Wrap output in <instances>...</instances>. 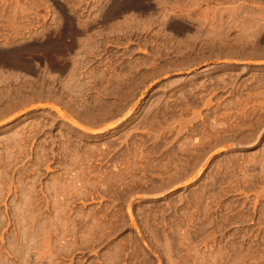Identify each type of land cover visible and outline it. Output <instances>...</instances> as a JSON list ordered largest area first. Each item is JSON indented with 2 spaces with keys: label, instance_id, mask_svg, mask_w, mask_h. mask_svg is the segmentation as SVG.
Wrapping results in <instances>:
<instances>
[{
  "label": "rangeland",
  "instance_id": "1",
  "mask_svg": "<svg viewBox=\"0 0 264 264\" xmlns=\"http://www.w3.org/2000/svg\"><path fill=\"white\" fill-rule=\"evenodd\" d=\"M197 1L0 0V264H264V3Z\"/></svg>",
  "mask_w": 264,
  "mask_h": 264
},
{
  "label": "flooded vegetation",
  "instance_id": "2",
  "mask_svg": "<svg viewBox=\"0 0 264 264\" xmlns=\"http://www.w3.org/2000/svg\"><path fill=\"white\" fill-rule=\"evenodd\" d=\"M160 0H141L140 3H137L139 7H147V6H160L162 4H168L172 3L173 0H165L166 2L159 3ZM192 1V0H190ZM208 1H214V4H209ZM264 3V0H198L196 2L200 4L201 8H209L210 6H214L216 4H219L220 6H227V7H232V6H238V4H243L249 8H253L257 4ZM123 6L127 5V2L122 4Z\"/></svg>",
  "mask_w": 264,
  "mask_h": 264
}]
</instances>
